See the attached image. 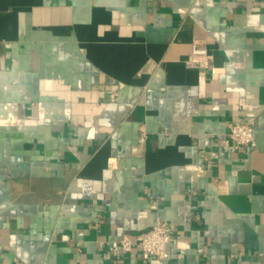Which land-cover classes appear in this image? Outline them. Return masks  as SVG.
Wrapping results in <instances>:
<instances>
[{"label": "crops", "instance_id": "obj_1", "mask_svg": "<svg viewBox=\"0 0 264 264\" xmlns=\"http://www.w3.org/2000/svg\"><path fill=\"white\" fill-rule=\"evenodd\" d=\"M0 226V264H264V0H0Z\"/></svg>", "mask_w": 264, "mask_h": 264}, {"label": "built area", "instance_id": "obj_2", "mask_svg": "<svg viewBox=\"0 0 264 264\" xmlns=\"http://www.w3.org/2000/svg\"><path fill=\"white\" fill-rule=\"evenodd\" d=\"M187 67L195 69H209L214 65V55L205 43L194 42L192 51L185 61ZM256 142L254 133V120L249 119L246 122L235 121L230 124V132L224 140V145L233 149H240L247 146H253ZM172 236L168 231L167 223L158 221L150 229L137 234H125L112 248L116 255L130 253L134 245L140 246L142 258L149 261L151 258L166 260L169 258L168 244ZM1 240L0 226V249L3 248ZM15 264H23L19 259L14 258Z\"/></svg>", "mask_w": 264, "mask_h": 264}]
</instances>
